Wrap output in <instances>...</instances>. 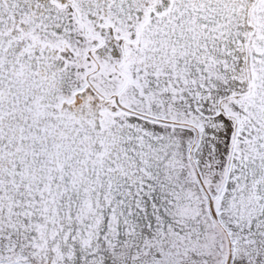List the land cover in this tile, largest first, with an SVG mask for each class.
<instances>
[{
  "label": "snow or ice",
  "instance_id": "snow-or-ice-1",
  "mask_svg": "<svg viewBox=\"0 0 264 264\" xmlns=\"http://www.w3.org/2000/svg\"><path fill=\"white\" fill-rule=\"evenodd\" d=\"M0 264H264V0H0Z\"/></svg>",
  "mask_w": 264,
  "mask_h": 264
}]
</instances>
